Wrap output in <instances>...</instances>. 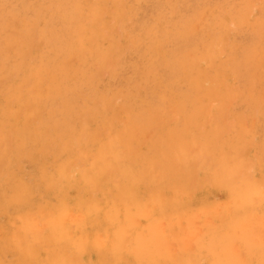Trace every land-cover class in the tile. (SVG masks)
Returning <instances> with one entry per match:
<instances>
[{"label":"rangeland","instance_id":"1","mask_svg":"<svg viewBox=\"0 0 264 264\" xmlns=\"http://www.w3.org/2000/svg\"><path fill=\"white\" fill-rule=\"evenodd\" d=\"M0 141V264H264V0H0Z\"/></svg>","mask_w":264,"mask_h":264},{"label":"bare ground","instance_id":"2","mask_svg":"<svg viewBox=\"0 0 264 264\" xmlns=\"http://www.w3.org/2000/svg\"><path fill=\"white\" fill-rule=\"evenodd\" d=\"M188 2H189V1H188ZM65 3H66V2H65ZM69 4H70V3H69ZM20 7H21V6H20ZM22 7H23V6H22ZM24 7H25V6H24ZM50 7H51V6H50ZM64 7H66V6H64ZM24 10H25V8H24ZM190 10H191V9H190ZM192 10H193V9H192ZM156 13H157V12H156ZM60 15H61V14H60ZM63 15H64V14H63ZM180 15H181V14H180ZM22 16H23V15H22ZM67 16H68V15H67ZM59 17H62V16H59ZM65 19H67V18H65ZM52 21H53V20H52ZM53 22H54V21H53ZM65 22H66V21H65ZM147 22H148V21H147ZM61 23H62V22H61ZM52 24H53V23H52ZM56 24H57V23H56ZM56 24H53V25H56ZM146 24H147V23H146ZM143 25H144V24H143ZM59 27H60V24H59ZM64 28H66V26H65ZM61 29H62V28H61ZM63 30H64V29H62V31H63ZM71 31H72V30H71ZM54 32H55V31H54ZM75 35H76V34H75ZM51 39H52V37H51ZM65 41H66V40H65ZM48 42H49V41H47V43H48ZM62 42H63V41H62ZM51 43H52V42H51ZM51 43H50V45H51ZM53 43H54V42H53ZM60 43H61V42H60ZM57 44H58V43H57ZM47 45H48V44H47ZM53 46H54V44H53ZM59 47H60V46H59ZM53 49H54V47H53ZM56 49H57V48H56ZM52 51H53V50H52ZM59 51H60V49H59ZM70 51H71V50H70ZM48 52H49V50H48ZM62 55H63V54H62ZM162 59H164V58H162ZM162 59H161V60H162ZM161 60H160L159 62L162 63ZM45 61H46V60H45ZM157 61H158V60H157ZM165 62H166V61H165ZM165 62H164V63H165ZM161 63H160V64H161ZM47 65H48V64H47ZM52 66H53V65H52ZM6 67H7V66H6ZM163 67H164V66H163ZM5 69H6V68H5ZM49 69L52 70V68H50V67H49ZM162 69H163V68H162ZM209 70H210V69H209ZM38 71H39V70H38ZM205 72H206V71H205ZM203 74H204V73H203ZM42 75H43V73H42ZM36 77H37V76H36ZM186 90H188V88H187ZM180 91H181V90H180ZM187 92H188V91H187ZM189 93H190V92H189ZM179 94H180V92H179ZM191 94H192V92H191ZM186 95H187V94H186ZM193 95H194V94H193ZM176 96H177V94H176ZM180 96H181V95H180ZM192 97H193V96H192ZM195 97H196V96H195ZM205 97H206V96H205ZM45 98H46V97H45ZM181 98H183V97H181ZM188 98H189V96H188ZM188 98H187V99H188ZM203 98H204V97H203ZM210 98H211V96H210ZM64 100H66V99H64ZM185 100H186V99H185ZM188 100H189V99H188ZM65 102H66V101H65ZM48 103H49V102H48ZM64 106H66V105H64ZM56 107H57V106H56ZM57 108H58V107H57ZM62 108H63V107H62ZM68 108H69V107H68ZM144 108H145V107H144ZM146 108H147V107H146ZM146 108H145V109H146ZM52 109H54V108H52ZM130 109H131V108H130ZM56 110H57V109H56ZM62 110H63V109L60 108V111H62ZM69 110H70V109H69ZM63 111H64V110H63ZM127 111H128V110H127ZM140 111H141V110H140ZM128 112H129V111H128ZM130 112H131V111H130ZM132 112H133V111H132ZM7 114H8V112H7L5 115H7ZM65 114H66V113H65ZM133 114H134V116H135V113H134V112H133ZM2 115H4V114L2 113L1 116H2ZM11 115H13V114L11 113L10 116H11ZM50 115H52V114H50ZM128 115H130V114H128ZM181 115H182V114H181ZM61 116H63V115H61ZM68 116H69V115H68ZM134 116H133V117H134ZM176 116H177V115H176ZM11 117H12V116H11ZM137 117H138V116H137ZM5 118H6V117H5ZM53 118H54V117H53ZM62 118H63V117H62ZM67 118H69V117H67ZM127 118H128V117H127ZM139 118H141V117H139ZM54 119H55V118H54ZM54 119H53V120H54ZM69 119H70V118H69ZM136 119H137V118H136ZM143 119H144V118H143ZM4 120H5V119H4ZM6 120H7V119H6ZM51 120H52V119H51ZM53 120H52V122H53ZM141 120H142V119H141ZM192 120H193V119H192ZM1 121H2V120H1ZM8 121H9V120H8ZM132 121H133V120H132ZM132 121H130V123H132ZM138 121H139V123L141 122L140 120H138ZM177 121H178V120H177ZM5 122H7V121H5ZM52 122H51V123H52ZM128 122H129V120H128ZM130 123H129V124H130ZM139 123H138V124H139ZM59 124H60V123H59ZM61 124H62V123H61ZM65 124H66V123H65ZM133 124H134V123H133ZM175 124H176V123H175ZM139 125H140V124H139ZM58 127H59V125H58ZM60 127H61V126H60ZM62 127H63V125H62ZM64 127H65V126H64ZM129 128H130V126H129ZM139 128H142V129H143L142 125H140ZM55 129H56V128H55ZM62 129H63V128H62ZM127 129H128V127H127ZM165 129H166V128H165ZM222 130H223V129H222ZM18 131H19V130H18ZM22 131H23V130H22ZM24 131H25V129H24ZM133 131H134V130H133ZM144 131H145V130H144ZM5 132H6V130H5ZM116 132H117V131H116ZM119 132H120V131H119ZM145 132H146V131H145ZM162 132H163V131H162ZM217 133H218V132H217ZM21 134H22V133H21ZM165 135H166V134H165ZM22 136H23V135H22ZM24 136H25V135H24ZM43 137H45V136L43 135ZM208 138H209V137H208ZM29 139H30V138H29ZM40 139H41V138H40ZM24 140H25V139H24ZM15 141H16V140H15ZM29 141H31V140H29ZM29 141H28V142H29ZM0 142L2 143V141H0ZM135 142H136V141H135ZM17 143H18V140H17ZM17 143H16V144H17ZM33 143H34V142H33ZM59 144H60V143H59ZM261 144H262V143H261ZM18 145H19V144H18ZM164 145H165V144H164ZM14 146H15V145H14ZM16 146H17V145H16ZM29 146H31V145H29ZM3 147H4V146H3ZM18 147H19V146H18ZM20 147H21V146H20ZM41 147H42V146H41ZM44 147H45V146H44ZM77 147H78V146H77ZM259 147H260V146H259ZM21 148H22V147H21ZM26 148H27V145H26ZM26 148H25V150H26ZM49 148H50V147H49ZM18 149H19V148H18ZM29 149H30V148H29ZM13 150H14V149H13ZM125 150H126V149H125ZM152 150H153V149H152ZM14 151H15V150H14ZM30 151H32V149H31ZM47 151H48V150H47ZM23 152H24V151H23ZM26 152H27V151H26ZM26 152H25V153H26ZM44 152H45V151H44ZM20 153H21V152H20ZM20 153H19V154H20ZM27 153H28V152H27ZM16 154H17V153H16ZM31 154H33V153H31ZM17 156H19V155L17 154ZM17 156H16V157H17ZM22 157H23V155H22ZM22 157H20V158H22ZM30 157H31V156H30ZM14 158H15V157H14ZM22 159H23V158H22ZM61 159H62V158H61ZM163 160H164V159H163ZM183 160H184V159H183ZM12 161H14V159H13ZM23 162H24V161H23ZM34 162H35V161H34ZM60 163H61V162H60ZM60 163H59V164H60ZM62 163H63V162H62ZM65 163H67V162H65ZM36 164H37V163H36ZM57 164H58V163H57ZM40 165H41V164H40ZM41 166H42V165H41ZM60 166H61V165H60ZM62 166H63V165H62ZM62 166H61V168H62ZM44 167H45V166H44ZM53 167H54V166H53ZM58 167H59V166H58ZM18 168H19V166H18ZM61 168H59V170H60ZM6 169H7V168H6ZM20 169H21V168H20ZM42 169H43V168H42ZM13 170L15 171V168H14ZM47 170H48V168H47ZM56 170H57V169H56ZM132 170H133V169H132ZM49 171H50V170H49ZM86 171H87V170H86ZM45 172H46V171H45ZM6 173H7V172H6ZM57 173H58V172H57ZM14 174H15V173H14ZM42 174H44V173H42ZM55 174H56V173H55ZM12 175H13V174H12ZM12 175H11V176H12ZM40 175H41V174H40ZM44 175H46V174H44ZM48 175H49V174H48ZM49 176H50V175H49ZM57 176H58V175H57ZM177 176H178V175H177ZM21 177H22V176H21ZM41 177H42V176H41ZM4 178H5V177H4ZM4 178H3V179H4ZM6 178H7V176H6ZM6 178H5V179H6ZM15 178H17V177H15ZM15 178H14V180H16ZM46 178H47V176H46ZM19 179H20V178H19ZM22 179H23V177H22ZM33 179H34V178H33ZM50 179H51V178H50ZM55 179H56V178H55ZM14 180H13V181H14ZM46 180H47V179H46ZM46 180H45V181H46ZM72 180H73V179H72ZM74 180H77V179L75 178ZM126 180H127V179H126ZM228 180H229V179H228ZM4 181H5V180H4ZM20 181H22V180H20ZM32 181H33V180H32ZM36 181H37V180H36ZM48 181H49V180H48ZM70 181H71V180H70ZM82 181H83V179H82ZM37 182H38V181H37ZM42 182H43V181H42ZM72 182H75V183H76L77 181H72ZM122 182H124V181H122ZM122 182H121V183H122ZM0 183H1V182H0ZM20 183H21V182H20ZM20 183H19V185H20ZM35 183H36V182H35ZM68 183H69V182H68ZM77 183H78V182H77ZM88 183H89V182H88ZM28 184H29V183H28ZM0 185H1V184H0ZM23 185H24V184H23ZM30 185H31V184H30ZM41 185H42V184H41ZM67 185H68V184H67ZM69 185H70V184H69ZM73 185H74V184H73ZM75 185H76V184H75ZM80 185H81V184H80ZM93 185H94V184H93ZM104 185H105V184H104ZM115 185H117V184H115ZM185 185H186V184H185ZM187 185H188V184H187ZM235 185H236V184H235ZM21 186H22V185H21ZM59 186H61V185H59ZM101 186H102V185H101ZM106 186H107V185H106ZM120 186H121V185H120ZM120 186H117V187H120ZM126 186H127V185H126ZM142 186H143V184H142ZM197 186H198V185H197ZM2 187H3V186H2ZM2 187H1V188H2ZM18 187H19V186H18ZM30 187H31V186H30ZM63 187H64V186H63ZM65 187H66V185H65ZM121 187L124 188L125 185H124V187H123V186H121ZM135 187H136V186H135ZM221 187H222V186H221ZM3 188H4V187H3ZM70 188H71V187H70ZM88 188H89V187H88ZM217 188H219V187H217ZM17 189H18V188H17ZM117 189H119V188H117ZM224 189H225V187H224ZM226 189H228V188H226ZM19 190H21V187H20ZM33 190H34V189H33ZM67 190H68V188H67ZM67 190H66V191H67ZM106 190H107V189H106ZM139 190H140V189H139ZM166 190H167V187H166ZM0 191H1V190H0ZM30 191H31V190H30ZM52 191H53V190H52ZM66 191H65V192H66ZM116 191H118V190H116ZM137 191H138V190H137ZM192 191H193V190H192ZM204 191H207V190H204ZM226 191H227V190H226ZM228 191H229V189H228ZM67 192H68V191H67ZM71 192H72V191H71ZM75 192H76V191H75ZM114 192H115V191H114ZM172 192H173V191H172ZM210 192H211V191H210ZM263 192H264V191H263ZM5 193H6V191H5ZM5 193H3V194H5ZM9 193H11V192H9ZM13 193H14V192H13ZM55 193H56V192H55ZM57 193H58V192H57ZM73 193H74V192H73ZM86 193H87V192H86ZM140 193H141V192H140ZM167 193H168V192H167ZM3 194L1 193V195H3ZM11 194H12V193H11ZM23 194H24V193H23ZM23 194H21V195L23 196ZM25 194H26V193H25ZM27 194H28V193H27ZM27 194H26V195H27ZM75 194H76V193H75ZM77 194H78V193H77ZM84 194H85V193H84ZM89 194H90V193H89ZM135 194L137 195V193H135ZM135 194H134V195H135ZM204 194H206V193H204ZM8 195H9V194H8ZM28 195H30V194H28ZM132 195H133V194H132ZM169 195H170V194H169ZM197 195H199V194H197ZM202 195H203V194H202ZM207 195H209V194L207 193L206 196H207ZM6 196H7V195H6ZM9 196H10V195H9ZM12 196H13V195H12ZM39 196H40V194H39ZM39 196H38V197H39ZM63 196H65L64 193H63ZM67 196H68V195H67ZM73 196H75V195H73ZM110 196H112V195H110ZM123 196H125V195L123 194ZM128 196H129V195H128ZM139 196H140V195H139ZM146 196H147V195H146ZM173 196H175L174 193H173ZM179 196H181V195H179ZM189 196H190V195H189ZM27 197H28V196H27ZM53 197H54V196H53ZM55 197H56V196H55ZM108 197H109V196H108ZM121 197H122V196H121ZM185 197H186V196H185ZM198 197H199V196H198ZM201 197H202V196H201ZM201 197H200V198H201ZM207 197H208V196H207ZM4 198H5V197H4ZM6 198H7V197H6ZM8 198H9V197H8ZM10 198H12V197L10 196ZM61 198H62V197H61ZM61 198H60V200H61ZM113 198H114V197H113ZM133 198H134V197H133ZM144 198H146V197H144ZM167 198H168V197H167ZM23 199L25 200V197H24ZM35 199H36V198H35ZM53 199H54V198H53ZM56 199H58V197H57ZM119 199H120V196H119ZM128 199H129V198H128ZM194 199H195V198H194ZM1 200H2V199H1ZM66 200H67V199H66ZM72 200H73V199H72ZM83 200H84V199H83ZM106 200H107V199H106ZM106 200H105V201H106ZM129 200H133V199L130 198ZM134 200H135V199H134ZM134 200H133V201H134ZM183 200H184V199H183ZM186 200H187V199H186ZM197 200H198V199H197ZM201 200H203V199H201ZM205 200H206V198H205ZM3 201H4V200H3ZM28 201H29V200H28ZM109 201L111 202L110 199H109ZM190 201H191V200H190ZM20 202H21V200L19 201V203H20ZM82 202H83V201H82ZM90 202H91V201H90ZM129 202L132 203V201H129ZM203 202H204V201H203ZM205 202L207 203L208 201H205ZM205 202H204V203H205ZM42 203H43V202H42ZM44 203H45V202H44ZM106 203H107V202H106ZM125 203H126V202H125ZM179 203H181V202H179ZM179 203H177V204H179ZM10 204H11V203H10ZM51 204H52V203H51ZM79 204H80V203H79ZM103 204H104V203H103ZM107 204H109V203H107ZM117 204H118V203H117ZM175 204H176V203H175ZM183 204H184V203H183ZM185 204H187V203H185ZM192 204H193V202H192ZM197 204H198V203H197ZM200 204L203 205L202 203H200ZM200 204H199V205H200ZM207 204H208V203H207ZM37 205H38V204H37ZM68 205H69V204H68ZM111 205H112V204H111ZM166 205H167V204H166ZM170 205H171V204H170ZM195 205H196V204H195ZM16 206H17V205H16ZM47 206H48V205H47ZM51 206H52V205H51ZM58 206H59V205H58ZM69 206H71V205H69ZM72 206H74V205H72ZM76 206H77V205H75L74 207H76ZM186 206H187V205H186ZM186 206L184 207V209L186 208ZM44 207H45V205H44ZM53 207H55V206H53ZM53 207H52V208H53ZM102 207H103V206H102ZM106 207H107V206H106ZM108 207H109V206H108ZM170 207H174V206H170ZM190 207H191V205L189 206V208H190ZM192 207H194V206H192ZM197 207H198V206H197ZM37 208H38V206H37ZM45 208H46V207H45ZM61 208H62V207H61ZM79 208H80V207H79ZM178 208H179V207H178ZM189 208H188V209H189ZM48 209H49V208H48ZM65 209H66V208H65ZM72 209H73V207H72ZM158 209H159V208H158ZM181 209H183V208H181ZM184 209H183V210H184ZM188 209H186V210H188ZM28 210H30V209H28ZM34 210H35V209H34ZM46 210H47V209H46ZM55 210H56V208H55ZM63 210H64V207H63ZM70 210H71V209H70ZM76 210H77V208H76ZM83 210H84V209H83ZM156 210H157V209H156ZM177 210H178V209H177ZM193 210H194V209H193ZM65 211H66V210H65ZM78 211H80V209H79ZM97 211H101V210H96V212H97ZM112 211H113V210H112ZM158 211H159V210H158ZM166 211H167V210H166ZM24 212H25V211H24ZM24 212H22V213H24ZM39 212H40V211H39ZM56 212H57V211H56ZM84 212H85V211H84ZM168 212H169V211H168ZM19 213H20V212H19ZM37 213H38V212H37ZM104 213H105V212H104ZM156 213H157V211H156ZM173 213H174V212H173ZM17 214H18V213H17ZM84 214H85V213H84ZM90 214H91V213H90ZM23 215H24V214H23ZM56 215H63V214H59V211H58V214H56ZM91 215H92V214H91ZM91 215H90L89 217H91ZM94 215H95V213H94ZM103 215H104V214H103ZM103 215H102V216H103ZM156 215H157V214H156ZM40 216H41V215H40ZM104 216H105V215H104ZM14 217H16V216H14ZM80 217H82V216H80ZM93 217H94V216H93ZM87 218H88V217H87ZM91 218H92V217H91ZM29 220H30V219H29ZM121 220H122V219H121ZM108 221H109V220H108ZM119 221H120V220H119ZM119 221H118V222H119ZM92 222H93V221H92ZM180 222H181V220H180ZM81 223H82V222H81ZM107 223H108V222H107ZM110 223H111V221H110ZM11 224H12V223H11ZM15 224H17V223L15 222ZM19 224H21V223H19ZM108 224H109V223H108ZM17 225H18V224H17ZM36 225H37V223H36ZM39 225H40V224H39ZM106 225H107V224H106ZM113 225H114V224H113ZM116 225H118V224H116ZM82 227H83V226H82ZM84 227H85V226H84ZM104 227H105V226H104ZM171 227H172V226H171ZM2 228H3V227H2ZM16 229H17V228H16ZM12 230H13V229H12ZM17 231L19 232V230H17ZM17 231H16V232H17ZM74 231H75V230H74ZM79 231H80V230H79ZM96 231H97V230H96ZM96 231H94V232H96ZM104 231H105V230H103V232H104ZM111 231H112V229H111ZM142 231H143V230H142ZM48 232H49V231H48ZM101 232H102V231H101ZM13 233H14V232H13ZM20 233H21V232H20ZM23 233L25 234V232H22V234H23ZM85 233H89V232L87 231V232H85ZM91 233H92V232H91ZM2 234H3V232L1 233V236H2ZM7 234H8V233H7ZM11 234H12V233H11ZM74 234H75V233H74ZM80 234H81V232H80ZM83 234H84V233H83ZM112 234H113V233H112ZM16 235H17V234H16ZM75 235H76V234H75ZM109 235H110V234H109ZM1 236H0V237H1ZM11 236H12V235H11ZM24 236H25V235H24ZM31 236H32V235H31ZM17 237H18V236H17ZM53 237H54V236H53ZM71 237H72V236H71ZM71 237H69V238H71ZM73 237H74V236H73ZM92 237H93V236H92ZM69 238H67V239L69 240ZM13 239H15V238H13ZM76 239H77V238H76ZM91 239H92V238H91ZM91 239H90V240H91ZM52 240H53V239H52ZM70 240H71V239H70ZM73 240H74V238H73ZM77 240H78V239H77ZM12 241H15V240H12ZM66 241H67V240H66ZM103 241H104V240H103ZM59 242H60V241H59ZM61 242H62V241H61ZM67 242H68V241H67ZM16 243H17V242H16ZM53 243H54V242H53ZM55 243H56V242H55ZM64 243H65V242H64ZM87 243L89 244V243H91V242H90V241H89V242L87 241ZM102 243H103V242H102ZM51 244H52V243H51ZM59 244H60V243H59ZM91 244H92V243H91ZM216 244H217V243H215V245H216ZM54 245H57V244H54ZM60 245H62V243H61ZM124 245H125V244H124ZM20 246H21V245H20ZM20 246H19V247H20ZM35 246H36V245H35ZM62 246H63V245H62ZM64 246H65V245H64ZM73 246H74V245H73ZM211 246H212V244H211ZM13 247H15V246H13ZM46 247H48V246H46ZM93 247H94V246H93ZM101 247H102V246H101ZM124 247H125V246H124ZM206 247H207V246H206ZM17 248H18V247H17ZM60 248H61V247H60ZM63 248H64V247H63ZM213 248H214V247H213ZM14 249H15V248H14ZM50 249H51V248H50ZM61 249H62V248H61ZM74 249H75V247H74ZM93 249H94V248H93ZM44 250H45V249H44ZM51 250H52V249H51ZM53 250H54V249H53ZM63 250H64V249H63ZM71 250H72V249H71ZM91 250H92V249H91ZM106 250H107V249H106ZM209 250H211V249H209ZM10 251H11V250H10ZM24 251H25V249H24ZM24 251H23V253H24ZM46 251H47V250H46ZM59 251H60V250H59ZM73 251H74V250H73ZM73 251H72V252H73ZM126 251H127V250H126ZM126 251H125V252H126ZM215 251H216V250H215ZM60 252H62V250H61ZM127 252H128V251H127ZM142 252H143V251H142ZM3 253H4V252H3ZM28 253H29V252H28ZM45 253H46V252H45ZM63 253H64V252H63ZM109 253H110V252H109ZM4 254H5V253H4ZM24 254H26V253H24ZM49 254H51V253H49ZM55 254H56V253H55ZM58 254H59V253H58ZM58 254H57V256L59 257ZM74 254H75V253H74ZM141 254H142V253H141ZM20 255H21V254H20ZM20 255H19V256H20ZM42 255H43V254H42ZM53 255H54V254H53ZM53 255H52L51 257H53ZM78 255H79V254H78ZM116 255H117V254H116ZM143 255H144V254H143ZM222 255H223V254H222ZM7 256H8V255H7ZM45 256H46V254H45ZM67 256H68V255H67ZM101 256H102V255H101ZM216 256H217V255H216ZM23 257H24V256H23ZM25 257H26V256H25ZM51 257H50V259H51ZM29 258H30V257H29ZM39 258H40V257H39ZM70 258H71V257H70ZM101 258H102V257H101ZM0 259H1V258H0ZM2 259H3V258H2ZM5 259H6V258H5ZM5 259H4V260H5ZM17 259H18V258H17ZM31 259H32V258H31ZM42 259H44V258H42ZM42 259H41V260H42ZM48 259H49V258H48ZM103 259H104V257H103ZM129 259H130V258H129ZM215 259H216V258H215ZM4 260H2V262H4ZM12 260H13V259H12ZM22 260H23V259H22ZM34 260H35V259H34ZM38 260H40V259H38ZM45 260H46V259H45ZM112 260H113V259H112ZM141 260H142V259H141ZM0 261H1V260H0ZM10 261H11V260H10ZM27 261H28V260H27ZM35 261H36V260H35ZM35 261H34V262H35ZM43 261H44V260H43ZM43 261H42V262H43ZM77 261H79V260H77ZM119 261H120V260H119ZM25 262H26V261H25ZM28 262H29V261H28ZM28 262H26V263H28ZM79 262H80V261H79ZM105 262H107V261H105ZM113 262H114V260H113ZM131 262H132V261H130L129 264H130ZM0 263H1V262H0ZM6 263H7V262H6ZM6 263H5V264H6ZM35 263H36V262H35ZM35 263H34V264H35ZM46 263H47V262L45 261V264H46ZM30 264H33V263L30 262ZM39 264H41V263H39ZM47 264H48V263H47ZM95 264H96V263H95ZM112 264H113V263H112ZM119 264H120V263H119ZM122 264H123V263H122ZM125 264H126V262H125ZM138 264H139V262H138ZM241 264H242V263H241Z\"/></svg>","mask_w":264,"mask_h":264}]
</instances>
